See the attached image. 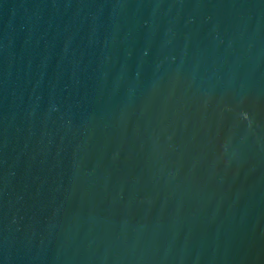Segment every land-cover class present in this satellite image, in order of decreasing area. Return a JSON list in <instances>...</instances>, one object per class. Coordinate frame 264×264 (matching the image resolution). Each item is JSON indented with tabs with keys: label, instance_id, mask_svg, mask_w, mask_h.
Here are the masks:
<instances>
[{
	"label": "water",
	"instance_id": "obj_1",
	"mask_svg": "<svg viewBox=\"0 0 264 264\" xmlns=\"http://www.w3.org/2000/svg\"><path fill=\"white\" fill-rule=\"evenodd\" d=\"M0 264H264V0H0Z\"/></svg>",
	"mask_w": 264,
	"mask_h": 264
}]
</instances>
